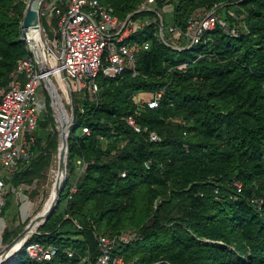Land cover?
I'll use <instances>...</instances> for the list:
<instances>
[{
  "label": "trees",
  "instance_id": "1",
  "mask_svg": "<svg viewBox=\"0 0 264 264\" xmlns=\"http://www.w3.org/2000/svg\"><path fill=\"white\" fill-rule=\"evenodd\" d=\"M12 1L0 0V85L15 60L29 54L19 37L22 13L12 14ZM103 1L122 18L142 0ZM167 2L171 13H162L163 24L184 30L190 14L215 4L225 26L217 21L181 49L156 37V21L125 39L137 47L136 73L129 68L114 76L98 73L95 99L81 91L66 139L69 175L58 197L63 211L55 212L57 200L26 239L52 244L55 252L34 260L20 249L14 264H91L97 254L93 233L121 231L135 233L112 248L126 264H264V0ZM160 4L154 0L152 8ZM153 14L140 10L131 16ZM231 26L236 34L227 32ZM158 89L157 104L147 106L145 99ZM45 99L27 156L18 157L10 174L0 217L10 209L16 186L30 182L55 149ZM128 115L146 130L127 125ZM148 130L159 139L149 140ZM19 228L2 227L0 240L9 241Z\"/></svg>",
  "mask_w": 264,
  "mask_h": 264
},
{
  "label": "built area",
  "instance_id": "2",
  "mask_svg": "<svg viewBox=\"0 0 264 264\" xmlns=\"http://www.w3.org/2000/svg\"><path fill=\"white\" fill-rule=\"evenodd\" d=\"M153 2L154 0H142L133 11L127 12L121 18L103 0H62L52 6L55 25L52 38L47 36L38 21L40 55L33 44L26 37L23 38L29 54L15 60L6 84L0 85V205L8 191L10 174L17 166L18 157L27 156L28 146L33 140L32 131L37 116L40 111L43 112L40 107L37 108V104L42 105L45 95L50 97L51 91L56 94V84L68 91L70 86L77 91L85 90L89 97L93 98L98 89L95 78L98 73L114 76L129 68L131 75L135 74L133 60L137 47L128 44L125 39L146 23L156 21V37L177 49L196 43L202 33L217 21L225 26L224 20L218 17L215 4L209 8L196 9L186 19L185 29L181 30L172 23H162V13L170 14L171 4L167 0H161L160 7L155 10L152 8ZM140 10H151L154 14L151 17L131 16L133 12ZM37 13L39 17L38 8ZM40 14H43V11H40ZM230 14L238 20L243 17L242 12L238 15L232 12ZM226 30L231 34L237 33L235 26ZM147 44V41L143 42L142 47L145 48ZM39 89L45 92V95L38 97ZM161 93L162 89L155 90L145 99L147 106H155ZM50 99L52 103L53 98ZM123 119L135 131L146 130V127H140L132 116H125ZM80 131L87 134L88 127L82 125ZM147 136L152 141L159 139L153 130H148ZM144 165L147 166V162H144ZM81 168L82 166L77 170L80 171ZM66 174L68 177V170ZM120 174L123 175V172ZM75 179L76 175L68 187L67 197L75 189ZM233 184L236 191H239V182L234 181ZM28 186L31 184L26 185ZM252 201L257 202V199L253 198ZM93 235L97 254L91 264H126L121 255L112 254V248L116 241L127 242L134 238V232L121 231L113 235L94 232ZM26 239L20 249L34 260L50 259L55 252V246L52 244L27 242ZM66 254L70 255L71 252L67 250ZM11 258L12 262H15L12 256Z\"/></svg>",
  "mask_w": 264,
  "mask_h": 264
},
{
  "label": "rangeland",
  "instance_id": "3",
  "mask_svg": "<svg viewBox=\"0 0 264 264\" xmlns=\"http://www.w3.org/2000/svg\"><path fill=\"white\" fill-rule=\"evenodd\" d=\"M59 1H62V0H39L38 2L39 3L38 4L39 5L38 6V11H39L38 21L40 23V26L44 28L47 36L50 38H52L53 29L55 28L54 21H52L53 19L52 6L57 4V2ZM12 2L14 5L12 7V14H14L15 10L19 9V11L22 13V16H23V12H24L27 0H13ZM40 11H43V14H40ZM55 89L59 97V100L64 107L66 114L68 115V117L72 116L73 107L76 104H78V101L82 97V92L73 89V87L71 86H70V90L68 91L67 89L62 88L61 86L57 84L55 85ZM37 95L38 97H40L41 95H45V92H42L39 89L37 90ZM88 97H89V94H88ZM135 98L140 100V95L135 94ZM90 99H95V97L93 98L91 97ZM45 100L46 99L44 97L42 105L37 104L38 109L40 107L41 110L43 111L45 110L46 108ZM47 105L49 107L50 114L53 119V126L50 129L51 130L50 133L52 131L54 132L55 149L51 151L48 157L47 163L41 168L38 174L36 173V175L32 177L30 182L24 183L25 185L19 184L16 192L11 195L12 205L10 209L6 212V214L3 217H0V229L2 227L17 228L18 226H20V228L18 229L19 231L28 222L30 218H33V217L35 218L39 215V213L41 212L44 206L43 204H45V201L47 197L49 196L50 187L53 183V176H54L53 171L57 170L58 168L57 167V151H58L57 149H58V144H59V137H58L59 133L57 130V122H56V118L54 115V110H53V106L51 103V99L48 95H47ZM40 114H41V111L38 114V116ZM69 126L70 124H68L67 135L69 131ZM67 135H66V139H67ZM67 170L68 169H66V164H65L66 173H67ZM71 177L72 175H70L69 179H71ZM28 184H31V186L26 187V185ZM62 211H63V199L60 198L55 208V212L61 213ZM37 227L34 229V232L37 231ZM126 230H129V229H125V231ZM34 232L30 233L28 237ZM5 243H6L5 241L2 242L0 240V247H2V245H4ZM21 245H22V242L18 245L16 251L11 255L13 258L15 257V254H17V252L20 250ZM12 263L14 264L15 262L13 261Z\"/></svg>",
  "mask_w": 264,
  "mask_h": 264
},
{
  "label": "water",
  "instance_id": "4",
  "mask_svg": "<svg viewBox=\"0 0 264 264\" xmlns=\"http://www.w3.org/2000/svg\"><path fill=\"white\" fill-rule=\"evenodd\" d=\"M38 2L39 0H27L26 6L23 12V16L19 22V30H20V38H27L30 43L32 41L30 40L29 36H27V29L38 27V13H37V8H38ZM50 97L52 98L51 94ZM72 120V116L69 117V123ZM67 135V134H66ZM57 148V147H56ZM26 158V156H24ZM65 164H66V136L63 138L62 141V146L59 151H57V167L59 170L62 172L64 171V176L62 177L61 180L57 181L56 187H55V192L49 202V205L47 206L46 210L44 211V214L41 216L40 222L37 224V226L43 222V220L50 214V212L53 210L54 205L56 204L59 194L61 190L64 187V184L67 179V174L65 173ZM27 167L24 166L23 168L20 169L18 181L20 182L23 174L25 173ZM33 223V218H30L28 222L9 240L7 241L1 248L0 252L4 248L12 247L13 245L16 244V249L18 245L22 242V244L25 243V239L28 237V235L32 232H34V229L28 233V229L30 225ZM16 249L12 252V254L16 251ZM11 254V255H12Z\"/></svg>",
  "mask_w": 264,
  "mask_h": 264
},
{
  "label": "bare ground",
  "instance_id": "5",
  "mask_svg": "<svg viewBox=\"0 0 264 264\" xmlns=\"http://www.w3.org/2000/svg\"><path fill=\"white\" fill-rule=\"evenodd\" d=\"M38 30H39L38 27H34V28L29 27L27 29V36H29L30 40L32 41L34 48H36L38 50V54L40 55L41 54V42H39ZM51 95L53 98L52 106H53L54 115H55L56 122H57V130L59 133V136H58L59 137V144H58V149H57L59 151L61 149V146H62L63 138L67 134L69 117L66 114L62 103L59 101V97H58L57 93L55 94L53 91H51ZM53 174H54L53 183L50 187L49 196L47 197L45 204H43L44 206H43L41 212L39 213V215L35 218L33 217L34 218L33 223L30 225V227L28 229V233L30 231H32L37 226V224L40 222V220L42 219L41 216L44 214V211L46 210L47 206L49 205V202H50V200H51V198L55 192L56 183H57V181L62 179V177L64 176V171L62 172L61 170H59L57 168V170L53 171ZM15 249H16V244L13 245L12 247L4 248L0 252V264H12L11 254Z\"/></svg>",
  "mask_w": 264,
  "mask_h": 264
}]
</instances>
